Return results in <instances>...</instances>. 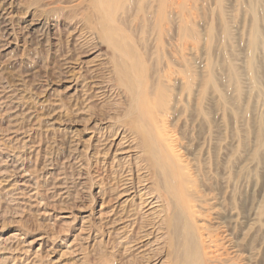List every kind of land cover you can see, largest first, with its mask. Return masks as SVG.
Listing matches in <instances>:
<instances>
[{
  "label": "bare ground",
  "instance_id": "6f19581e",
  "mask_svg": "<svg viewBox=\"0 0 264 264\" xmlns=\"http://www.w3.org/2000/svg\"><path fill=\"white\" fill-rule=\"evenodd\" d=\"M235 2L248 17L239 33L224 0H215L203 30L188 0L48 4L57 18L59 75L85 102L75 111L90 137L75 153L89 156L91 204L100 202L80 232L118 246L127 256L119 264H264L263 207L239 203L238 213L236 197L237 175L250 183L262 138L240 151L246 164L235 166L244 148L237 124L253 118L259 129L264 121V112L250 113L264 109V0ZM44 9L26 31L50 34ZM246 90L255 93L253 105ZM240 95L245 105L237 107ZM222 141L228 152L220 160ZM61 213L55 218L64 223Z\"/></svg>",
  "mask_w": 264,
  "mask_h": 264
},
{
  "label": "rangeland",
  "instance_id": "374dc122",
  "mask_svg": "<svg viewBox=\"0 0 264 264\" xmlns=\"http://www.w3.org/2000/svg\"><path fill=\"white\" fill-rule=\"evenodd\" d=\"M51 1L0 0V264H119L127 256H123L118 246H113L114 249L110 245L99 246L96 244L99 238L92 240L93 237L84 234L86 230L80 232L84 216L97 213L100 202L95 199L91 204L90 196L96 191L90 187L94 167L88 163L89 156L75 153L74 149L78 143L79 147L86 146L90 134L86 117L75 111L85 105L82 93L66 89L69 84L59 75L61 63L54 40L57 18L54 7H48ZM188 2L197 7L203 30L211 10L215 9V0ZM223 5L232 30L239 33L248 19L242 5L235 0H224ZM43 9L49 13L41 21L53 32L43 35L39 31H26L24 26L30 23L32 15L42 14ZM244 97L251 98L252 105L255 103V93L249 96L246 90ZM241 99L240 95L237 107L245 105ZM255 107L252 115L263 114L260 105ZM255 120L249 118L237 124L238 135L243 139L236 141L244 143V148L234 146L238 150L237 171L246 164L240 151L251 152L258 139L263 141V149L251 166L250 183L244 175H237V212L242 211L239 203L245 209L262 205L264 219V121L258 129ZM224 142L220 143V160L225 159L227 151L223 150L227 141ZM206 146L207 142L205 149ZM59 213L68 217L64 223L56 221ZM23 249L29 250L27 256Z\"/></svg>",
  "mask_w": 264,
  "mask_h": 264
}]
</instances>
